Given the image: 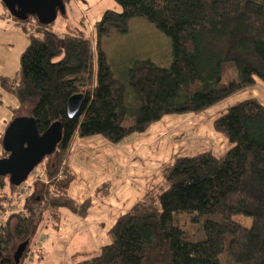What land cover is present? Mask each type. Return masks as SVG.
Wrapping results in <instances>:
<instances>
[{
    "label": "trees",
    "instance_id": "1",
    "mask_svg": "<svg viewBox=\"0 0 264 264\" xmlns=\"http://www.w3.org/2000/svg\"><path fill=\"white\" fill-rule=\"evenodd\" d=\"M115 1L122 10H105L91 38L68 26L60 37L54 22L44 25L31 15L20 20L0 0L29 35L19 72L2 79L19 101L14 117L31 106L40 133L54 122L62 125L55 151L33 170L37 179L24 205L0 222V264H27L38 226L58 230L62 208L88 216L92 198L77 201L69 194L74 173L67 159L76 138L101 135L119 143L168 114L203 112L264 81V0ZM134 17L146 18L169 37L172 60L164 66L136 59L122 78L102 41L112 29L126 32ZM74 94H82L83 101L70 117L68 101ZM128 117L134 120L126 126ZM213 126L229 140L224 154L204 151L164 165L162 183L116 219L110 241L66 264H222L226 251L233 264H264V103L257 98L238 102ZM8 155L2 146L0 158ZM17 187L9 174L0 173V214ZM176 213L193 214L195 231L180 228ZM237 215L249 217L251 225L237 221ZM25 240L29 244L16 263L14 253ZM36 252L42 259V248Z\"/></svg>",
    "mask_w": 264,
    "mask_h": 264
},
{
    "label": "rangeland",
    "instance_id": "2",
    "mask_svg": "<svg viewBox=\"0 0 264 264\" xmlns=\"http://www.w3.org/2000/svg\"><path fill=\"white\" fill-rule=\"evenodd\" d=\"M107 9L121 11L122 7L115 0H69L66 13L58 14L53 29L60 37L68 26L75 32L93 38L95 23ZM1 13L3 17H0V133L6 120L10 121L14 117L12 108L19 106L18 99L2 86V79L17 75L21 54L29 43L28 32L21 23L10 18L0 2ZM32 26H35L33 22ZM102 44L113 70L122 78L127 76L129 66L136 59L151 58L164 66L170 64L172 60L169 37L143 17L131 18L128 21L127 31L124 33L112 29L108 35L104 36ZM249 98H257L264 103V81L258 79L255 85L229 95L203 112L168 114L152 123L146 131L129 135L119 143H112L101 135L83 138L87 140L82 141L81 146L76 142L73 150L71 149L74 180L69 191L70 196L81 200L89 197L92 200L97 199L95 208L92 211L89 209V212L91 211L89 215H92V218L97 219L96 216H101L99 214L104 210L102 208L101 211L100 203L102 202L98 200L104 199L111 203L109 207L113 214L109 218L120 216L141 199L148 190L162 183V167L172 163L178 156H191L204 151H211L217 156L224 154L230 147V143L225 135L214 129V119L230 106ZM30 113L31 106H25L17 114L30 116ZM133 120L132 117H128L124 125L132 124ZM226 142L228 147L225 148ZM1 149L0 144V152ZM31 173L37 172L32 171ZM29 177L31 184L37 179V175ZM104 183H107V186ZM15 191L16 189L10 195L11 203L0 214V222L5 221L24 205L26 196L16 198L14 197ZM105 191H107L106 196H104ZM63 211L65 216L66 211L70 210ZM194 218L193 214L187 213H176L174 216L175 223L188 233L195 231L198 226ZM235 219L246 226L251 225V219L245 215H237ZM15 221L16 218L13 217L11 224L13 225ZM67 224L65 221L61 223L64 225L62 230L65 236L63 237H66L64 242L66 247H69V244L75 240V234L67 230L70 228ZM42 225L38 226L36 231L38 235H35L37 238L35 244L31 246L32 252L27 259V264H66L70 262L65 261L66 258L60 253L64 246L62 242V245L57 246H60V249L48 248L47 241H51L52 235L49 237L46 235L54 229L51 227L43 229ZM46 229L49 230L47 234ZM45 241L46 247L44 246ZM228 241L229 237H227V243ZM38 247L45 252L42 259H38L39 255L36 252ZM81 258L84 257L80 256L77 259ZM221 261L222 264H233L227 251L222 254Z\"/></svg>",
    "mask_w": 264,
    "mask_h": 264
},
{
    "label": "water",
    "instance_id": "3",
    "mask_svg": "<svg viewBox=\"0 0 264 264\" xmlns=\"http://www.w3.org/2000/svg\"><path fill=\"white\" fill-rule=\"evenodd\" d=\"M11 14L20 20L36 16L44 25L55 21L59 13H66L64 0H2ZM83 101L82 94H74L68 101V115L74 117ZM62 135V125L54 122L40 133L32 116L14 117L5 129L2 146L9 152L0 158V173L10 175V181L19 185L27 179L45 156L55 151ZM29 240L20 243L14 253L16 263L23 255Z\"/></svg>",
    "mask_w": 264,
    "mask_h": 264
},
{
    "label": "crops",
    "instance_id": "4",
    "mask_svg": "<svg viewBox=\"0 0 264 264\" xmlns=\"http://www.w3.org/2000/svg\"><path fill=\"white\" fill-rule=\"evenodd\" d=\"M0 17H3L2 13L0 14ZM6 121H8V120H6ZM5 125L3 126L2 131L5 130V128H6ZM84 140H87V139L76 138V140L74 141V144L72 146V150L75 147L76 142H78V144H80V146H81V144H82L81 142ZM84 144H86V143H84ZM226 147H228L227 142L225 144V148ZM73 152L75 154V149ZM76 153H77V150H76ZM71 154H72V152L70 153V156L68 158V164L73 171V165L71 163ZM70 190H71V186H70L69 191ZM73 198H76V197H73ZM76 199L81 200L80 198H76ZM96 200L92 201V205L90 207L91 211L95 208L94 205H96ZM81 201H83V200H81ZM98 201L102 202V203H100V205H102L101 211H102V208L104 211L99 214L101 216H96L97 219L92 218V215H89L91 213V211L89 212L88 216H86V217H81V216H79V215H77L71 211H66L65 216H64L63 210H67V209L62 208L61 209V220H60L59 229L58 230H52L51 229L53 232H51L50 234H47L49 230L46 229V231H47L46 236L49 237V235H52L51 241L50 240L47 241L48 242L47 245H49L48 248L51 249V247H52L53 249L57 250V249H60L59 248L60 246L57 247L58 244L62 245V243H63L64 246L62 247L63 249H61L60 253L62 254V257L66 258L65 261H67V260L71 261V259L75 255L79 254L78 257H80V256H84V255L93 253L97 249H99V247H101L105 243H108L110 241V236H109L108 231L119 216H114V217L109 218L113 214L110 211L111 207H109V205H111V203H109V201L107 199L98 200ZM108 218H109V221H107ZM63 221H65V223H68L67 225H69V227H70L67 230H69V232H72L73 234H75V240H73V243L69 244V247H66V243L64 242L66 237L65 238L63 237V236H65L63 234V230H62L64 225H61V223H63ZM76 230H77V232H75ZM76 241L78 242L77 244L75 243ZM45 244H46V241L44 243V246H45ZM62 260H64V258H62Z\"/></svg>",
    "mask_w": 264,
    "mask_h": 264
},
{
    "label": "built area",
    "instance_id": "5",
    "mask_svg": "<svg viewBox=\"0 0 264 264\" xmlns=\"http://www.w3.org/2000/svg\"><path fill=\"white\" fill-rule=\"evenodd\" d=\"M29 25L32 26V22H30ZM29 175H35L36 177L37 173H30ZM28 177L25 181H23L21 184L18 185L14 193V197L16 196V198H18L19 196L20 198L21 196L23 197L24 195L27 196V194L29 193L30 185H31V183L29 182L30 177L29 178Z\"/></svg>",
    "mask_w": 264,
    "mask_h": 264
}]
</instances>
